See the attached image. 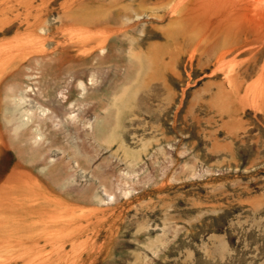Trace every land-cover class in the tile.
I'll return each instance as SVG.
<instances>
[{"label":"rangeland","instance_id":"1","mask_svg":"<svg viewBox=\"0 0 264 264\" xmlns=\"http://www.w3.org/2000/svg\"><path fill=\"white\" fill-rule=\"evenodd\" d=\"M179 1L0 0V264H264V15Z\"/></svg>","mask_w":264,"mask_h":264},{"label":"bare ground","instance_id":"2","mask_svg":"<svg viewBox=\"0 0 264 264\" xmlns=\"http://www.w3.org/2000/svg\"><path fill=\"white\" fill-rule=\"evenodd\" d=\"M78 2H81V0H66L63 6V8L65 9L64 15L70 17L73 11L75 10V7ZM185 2H186L185 0L184 1L180 0L173 12L180 13V10L183 8V5H185ZM198 2H200L201 5L204 8H206L204 9L205 11L208 10L207 12H211L213 14L216 13L219 15L223 14V17L226 18V21L229 20V22H227L228 23L227 25L229 27L227 28L226 27L227 25L225 27L232 32L234 30L240 31V29L244 27L245 24L249 26V23L252 21L251 20L252 18L255 19V17L257 16L264 15V0H198ZM30 7H32V5ZM36 11H38V9H36ZM29 14L27 15V19H29L28 16L31 15ZM38 15H40V12ZM34 17L33 19H35ZM39 22L40 21H38V23ZM33 25H37V24L31 25L30 23L28 27L33 28ZM68 37L70 42V45L67 46L68 48L83 49L81 54L77 56V58L80 60L88 59V57L92 56V54L95 53L97 48L105 44L104 43L105 41L103 42L100 41L99 37L95 33L89 30L77 29L75 31L69 32ZM43 43L44 42L41 43V41H39L38 36L35 34V32H33V30L29 31V33L26 34L25 36L17 39L14 43L7 45L0 50V61L2 62L7 58L12 59L15 56L19 57L22 55H26V53L27 54L30 53L31 50H37V48L41 47Z\"/></svg>","mask_w":264,"mask_h":264}]
</instances>
